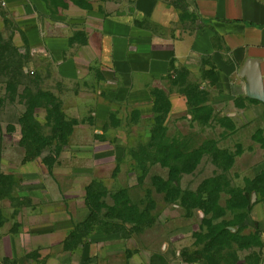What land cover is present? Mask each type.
I'll return each mask as SVG.
<instances>
[{
  "label": "rangeland",
  "instance_id": "obj_1",
  "mask_svg": "<svg viewBox=\"0 0 264 264\" xmlns=\"http://www.w3.org/2000/svg\"><path fill=\"white\" fill-rule=\"evenodd\" d=\"M110 1H124L122 7L128 3V0ZM167 1L180 16L173 34L195 31L197 20L187 11L184 0ZM39 4L48 33L56 31L53 27L57 22L63 23L58 33L71 38L77 48L86 39L72 29L80 22L69 19L68 11L74 6L103 7L88 5L86 0H39ZM17 17L0 0V172L10 175L12 186H16L0 201L1 213L12 206L27 207L40 202L22 197L24 191L36 194L48 188L53 192L44 203L55 199L59 191L63 195L62 205L72 210L82 224L95 215L87 205L86 186L90 181H98L105 186L108 197L102 199L105 209L96 214L94 221L107 224L112 230L114 225L120 226V234L129 239L132 247L147 251L148 264H258L259 260L264 264L263 237L253 218L254 207L264 199V178L258 180L264 173L258 179L253 178V161L237 158L234 167L224 173L206 153L201 165L192 171L199 156L196 152H185L192 147L235 151L240 144L245 147L251 144L261 128L257 122L234 135L221 126H230V118L224 114L228 104L215 102L216 75L205 66L210 62L205 60L201 70L194 66V72L180 70L174 81L177 86L171 82L155 89L167 95L188 94L192 105L199 107L168 117L166 167L148 162L146 172L135 154L149 146L152 116L140 113L137 123L131 120V114L136 112L133 107L110 102H102L99 111L97 99L105 95L107 87L101 84L103 77L97 63L88 66L81 61L83 71L78 80L63 77L58 62L49 54H35L29 45L15 44L16 34L23 31L22 25L33 21L32 16L25 21ZM16 62L21 63L25 76L19 82L12 74L5 75L8 63L12 67ZM38 95L50 97V104L65 117L66 141H60V133L54 131L52 121L48 120L53 107ZM142 111L147 113L148 109L144 107ZM27 152L40 157L26 161ZM152 153L147 151L149 156ZM210 180L221 184L220 198L212 213L193 207L199 195L207 196L204 192ZM125 190L130 201L127 207L117 205L126 201L121 194ZM180 191L187 198L186 207L176 200ZM242 195L249 198L248 207ZM136 209L140 211L138 215ZM121 215L129 221L113 218ZM134 221L147 227L141 230ZM226 228L237 234L238 242L219 238L220 231Z\"/></svg>",
  "mask_w": 264,
  "mask_h": 264
},
{
  "label": "crops",
  "instance_id": "obj_2",
  "mask_svg": "<svg viewBox=\"0 0 264 264\" xmlns=\"http://www.w3.org/2000/svg\"><path fill=\"white\" fill-rule=\"evenodd\" d=\"M2 2L18 20L33 17L32 22L22 25L15 44H27L32 51L49 54L58 62L63 77L78 80L83 71L81 61L88 66L97 63L101 84L107 87L105 95L97 99L100 110L102 102H110L152 116L155 89L175 80L180 70L194 72L197 65L201 70L207 60L210 64L205 66L216 75L215 102L228 104L224 114L231 126H221L238 135L259 122L257 133L264 137V0H184L198 25L195 31L176 35L173 29L180 23V16L167 0H128L124 7V1L86 0L88 5L103 7L74 6L68 11L69 19L80 22L72 29L86 39L84 45L79 43L80 48L58 33L61 22L53 27V34L48 33L39 0ZM168 95L170 117L190 111L188 98L182 93ZM144 107L147 113H143ZM256 135L237 156L253 161V178L264 173V149L255 140ZM51 192L48 188L36 194L26 190L22 197L40 202L3 209L0 264H148L147 251L132 247L120 232L94 230L76 248H69L71 235L82 220L62 205L59 191L55 199L44 203ZM253 218L264 242V199L254 207Z\"/></svg>",
  "mask_w": 264,
  "mask_h": 264
},
{
  "label": "trees",
  "instance_id": "obj_3",
  "mask_svg": "<svg viewBox=\"0 0 264 264\" xmlns=\"http://www.w3.org/2000/svg\"><path fill=\"white\" fill-rule=\"evenodd\" d=\"M11 63H8V66H6L5 69V75L7 76L8 74H12V76L17 77L16 82H19L21 80H23L25 78L24 73L22 72L23 67L21 66L20 62H16V64L14 66L11 67ZM1 73L3 74V69L1 71ZM13 78V77H12ZM19 78V80H18ZM178 76L176 77L175 80H177ZM175 80H173L172 84L174 86H177V82H174ZM154 98H155V104H154V112L152 115V124H151V131H150V143L147 149L145 150H141V152L136 153L135 157L137 158V160L139 161L140 165L143 166L144 170L146 172H148L147 169V163L150 162L152 165L155 164H161L162 166L166 167V157H167V150H168V145H167V141H166V136H167V131L169 129L168 125L166 124V121L170 115L171 112V103H170V99L169 96L164 92V93H157V91L155 90L153 92ZM188 97V94H185ZM38 98L42 101L45 100L46 102H48V104L50 105V107H53L52 112L49 113V121H52L53 125H54V131L58 134L60 141H66V139L68 138V136L63 132V128L64 126L66 127L67 124L65 122V117L62 114L58 113V108L54 107L53 105L50 104V97H47V95L42 96V95H38ZM189 101V107L191 109V107H197L198 105H192V102ZM199 107V106H198ZM100 110V109H99ZM134 113L131 114V120H135L137 123L139 122V118L141 117V112L138 109L134 108ZM227 128L229 127L228 125H225ZM231 126V125H230ZM229 129V128H228ZM107 130V129H106ZM71 132H72V127H71ZM70 137V136H69ZM31 139V138H30ZM255 140L262 146V148L264 149V137L262 136L261 133L258 134V136L255 137ZM183 141V139H182ZM188 143V140H184L183 143ZM175 144V143H174ZM212 144V143H211ZM182 146V145H180ZM140 149V148H139ZM60 150V149H59ZM147 151H152V155H148ZM186 153H193L196 152L197 153V161L195 160L194 164L192 165V171L197 170V168L201 165V161L202 156H209L212 158L214 164H218L220 165L222 168V170L224 171V173H226L227 171L231 170L234 167L235 164V159L237 158V156H239L240 154L243 153V146L238 145L236 147L235 151H230L227 149H216V148H207V147H202V148H190L188 150L185 151ZM135 153V152H134ZM206 153V154H204ZM40 157V154H33L31 155L29 152L26 153V161H34L37 158ZM159 157H164V158H159ZM222 162V164H221ZM145 172V173H146ZM262 177L256 178L258 180H262ZM255 179V180H256ZM0 182H2V184H0V201H2L3 199L7 198L8 195H10L12 193V191L14 190V188L16 186H12V177L6 176L3 173L0 172ZM161 183H164L161 179H160ZM155 184V183H154ZM207 191H205L204 193L207 195L205 197H203L202 195H199L198 197V201L197 204L195 206H193L194 208H199L202 209L208 213H212V211L214 210L213 205L216 203H218V200L220 198V187L221 184H218L217 181H213L210 180L207 182ZM156 186V184H155ZM247 192V191H246ZM122 196L126 199V201L124 202H120L117 203V205H121L123 207H127L128 205H130V201L128 200V193L127 191H123L121 192ZM183 193L177 192V197L176 200H180L182 202V205L185 206L187 204L186 200L187 198L182 197ZM108 197V192L105 188V186L102 184V182H98V181H94L93 183H91V185L88 187L87 189V205L90 209V211L94 212L95 215H92L91 218H89L86 222L79 224V226L77 227V229L75 230V232L71 235V238L68 242V247L69 248H76L78 246V244L80 243L81 239L88 235L89 233H91L94 230L103 232L105 234H112V233H116L119 232L120 226L118 225H114V230L108 228L107 224H103L100 222H95L94 218L96 216V214H99L102 209H105V205L102 202V199H105ZM241 199L244 200L245 206L248 207L250 205L249 202V198H247L246 195H242ZM186 207V206H185ZM151 208V206H150ZM151 209H154V205L152 206ZM136 215H138L140 213V211L138 209H136L135 211ZM93 214V213H92ZM109 216V215H108ZM116 218L118 220L121 221H129L126 220V218L124 216H118L117 217H113ZM3 222V217H2V213L0 210V224ZM134 223H136L137 225H139L138 227H140L141 230L145 229L147 226H141V224H139V222L134 221ZM226 238L234 243L238 242V238H237V234L233 233L230 229H223L222 231H220L219 233V238ZM261 264V260H259V263Z\"/></svg>",
  "mask_w": 264,
  "mask_h": 264
},
{
  "label": "built area",
  "instance_id": "obj_4",
  "mask_svg": "<svg viewBox=\"0 0 264 264\" xmlns=\"http://www.w3.org/2000/svg\"><path fill=\"white\" fill-rule=\"evenodd\" d=\"M35 54H38V51H33ZM34 74V73H33Z\"/></svg>",
  "mask_w": 264,
  "mask_h": 264
}]
</instances>
